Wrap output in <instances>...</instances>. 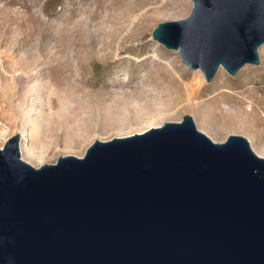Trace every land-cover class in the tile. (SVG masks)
Listing matches in <instances>:
<instances>
[{
	"label": "water",
	"instance_id": "1",
	"mask_svg": "<svg viewBox=\"0 0 264 264\" xmlns=\"http://www.w3.org/2000/svg\"><path fill=\"white\" fill-rule=\"evenodd\" d=\"M191 2L151 38L206 82L259 65L264 0ZM19 141L0 147V264H264V157L246 137L184 114L38 167Z\"/></svg>",
	"mask_w": 264,
	"mask_h": 264
},
{
	"label": "rangeland",
	"instance_id": "2",
	"mask_svg": "<svg viewBox=\"0 0 264 264\" xmlns=\"http://www.w3.org/2000/svg\"><path fill=\"white\" fill-rule=\"evenodd\" d=\"M191 7V0H0V120L28 131L21 158L38 167L80 157L95 139L142 133L184 114L214 141L242 135L264 157L257 125L264 44L260 66L245 64L233 76L218 68L189 102L186 85L203 73L151 38L159 22ZM27 148L43 160H30Z\"/></svg>",
	"mask_w": 264,
	"mask_h": 264
},
{
	"label": "bare ground",
	"instance_id": "3",
	"mask_svg": "<svg viewBox=\"0 0 264 264\" xmlns=\"http://www.w3.org/2000/svg\"><path fill=\"white\" fill-rule=\"evenodd\" d=\"M258 52H259V50H258ZM260 65H261V59H260V63H259ZM260 65H257V66H260ZM219 68H222V67H219ZM193 70H195V71H201L200 69H193ZM202 72V71H201ZM199 73V72H198ZM183 79V78H182ZM203 79H204V77H202V76H199L198 78L196 77V79H195V81H199V84H191V85H186V92H187V95H188V101L190 102L191 101V98L192 97H195V95H196V88L197 87H200L201 86V84L203 83ZM225 91H228V90H225ZM179 100V99H178ZM177 100V101H178ZM259 104V113H260V115H261V118L260 119H258V122H257V125L258 126H262V127H264V99H261L260 100V103H258ZM249 111L250 112H252V107H251V105H250V108H249ZM254 123V122H253ZM255 124V123H254ZM158 127V126H157ZM264 130V129H263ZM18 133L19 134V136H20V141H19V151H20V155H21V152L23 153V142L24 141H27L28 140V136H29V133H28V131H26L25 129H23V130H21V131H11L10 130V128H8L6 125H4L3 123H2V121L0 122V140L2 141V142H4V140L6 139V138H8L9 136H11L13 133ZM11 133V134H10ZM21 141H22V143H21ZM0 147H1V144H0ZM26 154H27V157L30 159V160H39V161H41V160H43V158H39L38 156H37V154L32 150V149H30V148H27L26 149ZM41 155V154H40ZM43 155H44V153H42V157H43ZM258 156H261L260 154H258ZM25 162H27V161H25ZM27 163H29V164H31L32 166H34L31 162H27ZM40 164L42 165V164H44L42 161L40 162Z\"/></svg>",
	"mask_w": 264,
	"mask_h": 264
},
{
	"label": "built area",
	"instance_id": "4",
	"mask_svg": "<svg viewBox=\"0 0 264 264\" xmlns=\"http://www.w3.org/2000/svg\"><path fill=\"white\" fill-rule=\"evenodd\" d=\"M0 122H1V120H0ZM7 140V138L4 140V142ZM4 142H2L3 144H4Z\"/></svg>",
	"mask_w": 264,
	"mask_h": 264
}]
</instances>
